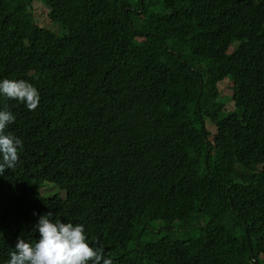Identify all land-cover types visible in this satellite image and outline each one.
Masks as SVG:
<instances>
[{"label":"trees","instance_id":"16d2710c","mask_svg":"<svg viewBox=\"0 0 264 264\" xmlns=\"http://www.w3.org/2000/svg\"><path fill=\"white\" fill-rule=\"evenodd\" d=\"M40 1L50 26L33 0H0V80L41 97L30 111L0 96L23 141L0 175V264L49 211L113 264H157L161 246L158 264H264V0ZM222 179L243 200L230 222L136 247L154 221L193 228Z\"/></svg>","mask_w":264,"mask_h":264},{"label":"clouds","instance_id":"9594fccd","mask_svg":"<svg viewBox=\"0 0 264 264\" xmlns=\"http://www.w3.org/2000/svg\"><path fill=\"white\" fill-rule=\"evenodd\" d=\"M43 6L45 7L44 4ZM0 96L19 101L30 111L39 106L41 99L37 88L23 79L0 80ZM15 119L16 117L7 107L0 110V157H2L0 175H3L6 169L16 166L20 150L23 148V141L6 131ZM242 201L237 180H216L206 188L196 208L195 218L197 221L204 219L202 225L208 226L214 223L230 222L238 213V206ZM35 230L39 233L38 242L33 243L22 237L18 238L15 249L10 251V259L6 264H101V262L113 264L111 259L105 258L102 245L90 246L82 224L74 225L58 218L54 219L53 212L49 211L39 216ZM142 239L136 243L137 248L146 244L141 243ZM167 258L168 250L165 246H161L154 254V263L158 264V261Z\"/></svg>","mask_w":264,"mask_h":264},{"label":"rangeland","instance_id":"374dc122","mask_svg":"<svg viewBox=\"0 0 264 264\" xmlns=\"http://www.w3.org/2000/svg\"><path fill=\"white\" fill-rule=\"evenodd\" d=\"M32 7L36 11L39 24L41 26H50V21L47 19L48 9L45 8L43 4L39 2L38 0L34 1V3L32 4ZM60 25L61 24L56 23L54 27H50V30L54 32L56 35L62 36L63 32L61 31ZM219 88H220L219 90L222 91L224 95H231L233 92V90L231 89V83H229L227 80L222 82L219 85ZM234 107H235L234 103H228L226 105V111H231L234 109ZM207 128L212 133L215 132V129L211 125H208ZM45 186L46 187L43 190V194L46 196H51L58 192V190L55 187H53L54 185L51 183H46ZM202 224H204V219L201 218L200 220L194 222L193 228H182L178 226L177 224H174L170 230H163L162 232H159L161 227H165L166 224L162 221H154L150 225L151 232H149L146 236H144L141 243L153 242L166 235H168L174 240L196 238L200 235V228Z\"/></svg>","mask_w":264,"mask_h":264}]
</instances>
